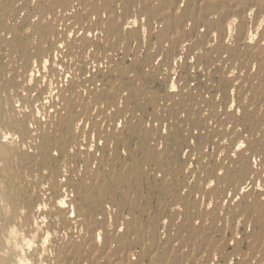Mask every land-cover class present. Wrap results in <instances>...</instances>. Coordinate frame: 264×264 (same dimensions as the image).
<instances>
[{
	"label": "rangeland",
	"instance_id": "obj_1",
	"mask_svg": "<svg viewBox=\"0 0 264 264\" xmlns=\"http://www.w3.org/2000/svg\"><path fill=\"white\" fill-rule=\"evenodd\" d=\"M32 1L8 0L13 10L0 9V199L2 197L3 201L0 205L5 203L6 208L0 206V209L9 214L8 217L0 214V235L3 234L0 239L8 236L9 226L14 225L19 232L23 230L26 237L30 236L33 223L42 224L48 217L42 225L43 230L49 227L47 230L52 234V245L49 240L47 251L51 246L53 251H48L50 256L46 251L41 261L44 257L47 259V255L49 258L42 263L38 261L39 264L53 263V257L62 253L64 245L73 238L75 242H82L85 237L89 243L94 228L101 232L100 242L96 243L98 252L87 255L94 264L100 263L98 258L105 252L104 233H113L114 238L118 236L119 243L132 244L133 247H127L128 251L124 248L121 253H132L130 260L134 264L171 263L176 259L185 264H264V182L258 185L260 180H257L264 178V154H260L261 145L264 146V128H261L264 87L262 89L259 81H251L253 77H264V66L259 59L250 55L240 67L228 61L225 54L200 60L197 58L199 48L192 46L191 49L182 38L177 45L162 43L159 32L163 28L155 24L159 23L155 19L163 10L158 5L148 6L149 2L143 0H126L128 4L122 5L123 9L117 5L116 19L109 30L107 25L95 31L84 25L58 22L52 27L55 35L52 32L36 34L34 28L43 13L34 9L36 4ZM232 7L219 18L239 14ZM59 12L61 10L56 8L44 13L45 22L59 17ZM106 13L91 15V23H107L110 14ZM248 19L254 33L251 42L256 43L264 36V4ZM119 24L124 28L123 34L116 32ZM186 24L185 36H191L192 23ZM233 31L232 37L236 35V30ZM86 33L91 43L81 40ZM58 40H64L62 45H66L62 46V51L54 50L53 43ZM185 41L186 46L181 45ZM199 43L201 40L193 45ZM46 60L47 70L46 66L43 70L47 71L46 77L49 76L45 79L41 65ZM32 69L36 70L34 73L39 71V76L37 74L35 80L26 79ZM240 72H244L243 75ZM231 74L240 76L239 86L224 80ZM37 80H41L39 86ZM246 83L247 90L242 88ZM32 114L43 121L40 128L30 119ZM255 126L258 128L253 130L251 127ZM4 133L14 135L12 142L3 138ZM114 137L121 140L114 141ZM240 155L245 157L250 170L260 172L261 176L243 177L242 166H237ZM218 164L226 170H218ZM101 175L103 177H99ZM73 182L88 183L85 193L95 199L93 203L88 201L84 206V193ZM56 184L60 190L54 187ZM206 187L212 197L203 192ZM218 189L220 193L213 194ZM65 196L71 202L76 201L75 211L72 210L75 219L81 224L83 218L86 223L95 222L90 227L93 230L85 225L80 232L82 227L64 222L65 216L54 203ZM36 213L42 214L41 217L37 218ZM70 215L73 214L68 217ZM21 219L22 226L26 224L23 229ZM131 225L148 232L150 226H155L157 234L139 235L140 239L130 230ZM52 230L59 233L57 239L60 240ZM77 231L82 237L79 238ZM61 239L66 243H61ZM2 241L1 251H7ZM113 245L112 252L121 254L117 243ZM145 246L157 248L147 253ZM31 250L30 254L26 251V258L35 264L39 255L34 248ZM150 252L159 258L151 260ZM68 261L66 258L62 264Z\"/></svg>",
	"mask_w": 264,
	"mask_h": 264
},
{
	"label": "bare ground",
	"instance_id": "obj_2",
	"mask_svg": "<svg viewBox=\"0 0 264 264\" xmlns=\"http://www.w3.org/2000/svg\"><path fill=\"white\" fill-rule=\"evenodd\" d=\"M23 1V0H22ZM27 1V0H26ZM30 1V0H29ZM145 3L146 2H149V5L148 6H150L151 4H153V5H158L159 6V9H162L163 11L159 14V17L157 18V20L155 19V22L156 21H158L159 23L157 24V23H155L156 25H159V24H161L162 25V27H161V31L159 32V33H161V37H162V43L163 42H168L169 44H180V39L182 38V40H187L188 41V45H190V47H191V49H192V46L193 47H195V48H199V50H198V54H200L199 55V57H197V58H199L200 60L203 58V57H214L215 55H218V54H225L226 56H227V59H228V61H230V62H232V64H235V65H239L240 67H242L245 63L243 62V60L244 61H246L247 60V58H248V56H253V57H255L256 59L258 58L259 59V61H260V65H262V66H264V36H263V38L262 39H260L259 41H257L256 43H255V41H254V43L253 42H251V40L254 38V33H253V31L251 30L252 28H250V26H248V23H250V22H248V18H249V16H251L250 15V13H254V10H256V8H259L260 7V5H263L264 4V0H245L246 2L244 3V2H240V0H143ZM7 2H8V0H0V9L2 8V9H9V10H13V6L11 7L10 5L8 6V4H7ZM31 3H35L36 4V7L34 8V9H36V10H38L40 13L42 12L43 14L44 13H46L47 11L49 12V10L50 11H53L54 9H56V8H59L60 10H61V12H59V14H61L59 17H56L55 19H53L52 18V20L50 21L49 20V22L47 23V22H45L46 21V16L45 15H43L42 13V15H41V18L39 19V21L36 23V25H35V28H34V32H36V34L37 33H40V34H42V33H53L54 35H55V33H56V30L54 29H52V27H53V25H54V23H66V22H71L73 25H75V24H79V25H84L85 26V28H86V26L90 29V30H95V31H99V30H102L103 29V26L104 25H107L108 26V30H109V28H110V25L112 24V22H114L115 21V19H116V17H115V8H117L118 6L117 5H120L121 7H122V9H123V6L122 5H127L128 3L126 2V0H33ZM16 4H17V1H16ZM20 4H22V3H20ZM29 4V3H28ZM141 4H142V2H141ZM33 6H34V4H32ZM145 5H147V4H145ZM233 5V11H238L239 12V14H237V15H231V16H227V17H223V18H219V16L220 15H224V13H225V11H226V9H230L231 8V6ZM117 6V7H116ZM119 6V7H120ZM132 6H135L134 4L132 5ZM31 7V6H30ZM16 8V7H15ZM29 8V7H28ZM75 8H77V10H76V12H74L73 11V9H75ZM8 10V11H9ZM19 10H20V8H19ZM117 10V9H116ZM144 10V9H143ZM24 11V10H23ZM33 11V10H32ZM38 11H36V13H38ZM71 11H73V14L71 13ZM82 11V14L80 13ZM84 11V12H83ZM103 11H105V13H106V11L110 14V16L108 17V22L106 23V22H104V21H100V22H97V23H95V24H92L91 23V17H93V16H91V15H95V14H97V15H99L101 12L103 13ZM120 11V10H119ZM145 11V10H144ZM35 11H33V13H34ZM12 13V12H11ZM23 13V12H22ZM24 13H27V11L25 12L24 11ZM32 13V14H33ZM52 13V12H51ZM141 13V12H140ZM8 14V13H7ZM6 14V15H7ZM10 14V13H9ZM8 14V15H9ZM107 14V13H106ZM117 14V13H116ZM11 15H13V14H11ZM20 14L18 13V16H19ZM56 15H57V13H56ZM262 15V14H261ZM91 16V17H90ZM117 16V15H116ZM139 16V15H138ZM146 16V15H145ZM143 17L144 19L146 18V17ZM178 16H180V17H178ZM258 15L256 14V17H257ZM259 16H260V14H259ZM5 17H7V16H5ZM33 17V16H32ZM34 17H36V19H37V16H34ZM33 17V18H34ZM139 17H141V16H139ZM26 18V17H25ZM39 18V17H38ZM48 18H51V16L50 17H48ZM118 18V17H117ZM142 18V19H143ZM36 19H34V20H36ZM259 19V18H258ZM261 19V18H260ZM32 20V19H31ZM33 20V21H34ZM253 20V19H252ZM258 21V20H257ZM8 22V21H7ZM6 22V23H7ZM136 22H138V21H136ZM188 22H191L192 23V31H193V33H192V35L191 36H185V27H186V25H188V24H186V23H188ZM252 22V21H251ZM32 23V22H31ZM71 23H68V25L70 24L71 25ZM253 23V22H252ZM261 25V22L259 23L258 22V25ZM32 25V24H31ZM59 25V24H58ZM62 25V24H61ZM61 25H59V26H61ZM65 25H67V24H65ZM154 25V24H153ZM257 24H256V27L258 26ZM119 27H117V33H120V34H123L124 33V28L119 24L118 25ZM66 27H68V26H66ZM70 27V26H69ZM189 27V26H188ZM255 27V28H256ZM73 28V27H72ZM71 28V29H72ZM84 28V29H85ZM184 28V29H183ZM201 28V29H200ZM68 29H70V28H68ZM74 29V28H73ZM73 29H72V31H73ZM82 29V28H81ZM152 29V28H151ZM158 29V28H157ZM233 29H235L236 30V35L234 36V37H232V35H233ZM32 30V29H31ZM60 30V29H59ZM64 30V29H63ZM67 30V29H66ZM255 30H258V29H255ZM33 31V30H32ZM76 31V30H75ZM66 32V31H65ZM92 32V31H91ZM90 32V33H91ZM110 32H112V31H109V33ZM30 33V32H29ZM61 33V32H60ZM73 33H74V31H73ZM77 33V32H76ZM75 33V34H76ZM82 33V32H81ZM80 32H78V34H81ZM4 34V32L2 33V35ZM34 34V33H33ZM64 33H62V35H63ZM68 34V33H67ZM255 34H256V32H255ZM257 34H258V31H257ZM61 35V34H60ZM65 35V34H64ZM88 34L86 33V35H84L83 37H82V41L83 42H86V43H91V41H90V39H89V37L87 36ZM110 35H112V33H110ZM53 36V35H52ZM80 36V35H79ZM90 36V35H89ZM61 37V36H60ZM68 37H69V35H68ZM73 37V36H72ZM256 37V36H255ZM59 38V37H58ZM69 38H71V37H69ZM75 38V37H74ZM81 38V37H80ZM50 39H53V41H54V38H51L50 37ZM60 39V38H59ZM68 39V38H67ZM229 39L231 40V42H230V44H229ZM257 39V38H256ZM7 40V39H6ZM80 40V39H79ZM199 40H201V43H199V44H196L195 46L193 45V43L194 42H197V41H199ZM46 41V40H45ZM64 41V40H63ZM62 41V42H63ZM71 41V40H70ZM75 41V40H74ZM47 42H49L48 40H47ZM60 40H58V41H56L55 43H53L54 44V47H55V49L54 50H58V49H61V48H63L62 46H66V45H62L63 43H62ZM15 43V42H14ZM51 43H52V40H51ZM71 43H73V41L71 42ZM81 43V42H80ZM41 45H42V43H40ZM44 44H45V42H44ZM65 44V43H64ZM181 45H184V46H186V41H185V44H182L181 43ZM73 47H75V46H73ZM177 47V46H176ZM13 48V47H12ZM39 48L41 49V46H39ZM67 48H68V46H67ZM179 48V47H178ZM180 49V48H179ZM184 49V48H183ZM194 49V48H193ZM65 50V49H64ZM63 50V51H64ZM187 50H188V48H187ZM60 51H62V49L60 50ZM66 51V50H65ZM57 52V51H56ZM59 53V52H58ZM71 53V52H70ZM180 53V52H179ZM195 53V52H194ZM23 54H25L24 52H23ZM64 54V53H63ZM187 54H188V52H187ZM186 54V55H187ZM196 54V53H195ZM194 54V55H195ZM176 55V54H175ZM193 55V54H192ZM191 55V56H192ZM226 56H225V58H226ZM175 57V56H174ZM173 57V58H174ZM179 57H180V55H179ZM187 57V56H186ZM196 57V56H195ZM223 57V56H222ZM44 58V57H43ZM172 58V57H171ZM188 58V57H187ZM191 58H193V57H191ZM221 58V57H220ZM29 60H30V58H28ZM190 59V58H189ZM49 60V59H48ZM48 60H46V61H44L43 63H42V65H41V68H42V70H43V68L48 64ZM176 60V59H175ZM222 61V60H221ZM227 61V60H226ZM253 61H254V59H253ZM257 62V61H256ZM54 63H56L55 61H54ZM198 63H200V62H198ZM222 63V62H221ZM225 63V62H224ZM250 63H251V61H250ZM258 63V62H257ZM217 64H218V62H217ZM227 64V63H226ZM226 64H224V65H226ZM253 64V63H252ZM251 64V65H252ZM54 65V64H53ZM57 65V64H56ZM200 65V64H199ZM219 65V64H218ZM250 65V66H251ZM254 65V64H253ZM55 66V65H54ZM217 66V65H216ZM239 66H237V67H239ZM201 66H198V68H200ZM214 67V66H213ZM220 67V66H219ZM226 67V66H225ZM228 67V66H227ZM246 67H248V66H246ZM246 67H244V68H246ZM252 67V66H251ZM254 67V66H253ZM256 67V66H255ZM260 67V66H259ZM47 68V66L45 67V69ZM56 68V67H55ZM192 68V67H191ZM195 68V67H194ZM193 68V69H194ZM261 68V67H260ZM264 68V67H263ZM44 69V70H45ZM212 69H214V68H212ZM234 69V68H233ZM237 69V68H236ZM249 69V68H248ZM251 69H255V68H251ZM35 69H32L31 70V72H28L27 73V78L26 79H34L35 77H36V75L38 74V72L39 71H37V73L35 72H33ZM42 71V72H44L45 74H42V75H45V76H43L44 78L46 77V72L47 71ZM47 70V69H46ZM240 69H238V71H239ZM36 71V70H35ZM230 71H232V70H230ZM241 71V70H240ZM243 71H245V70H243ZM256 71V70H255ZM259 71V70H258ZM262 71V70H261ZM41 72V71H40ZM208 72V71H207ZM236 72V71H235ZM251 72H253V71H251ZM250 72V73H251ZM230 73V72H229ZM244 73V72H243ZM243 73L241 74V72H240V74L241 75H243ZM255 73V72H254ZM24 74H26V73H23L22 75H24ZM49 73H47V75H48ZM234 74V73H233ZM252 74V73H251ZM264 74V73H263ZM229 75V74H228ZM236 75V74H235ZM232 76V74H231V76L232 77H234V78H232L231 76L230 77H224V80L227 82V83H229V84H231V83H233V82H236V84H238V83H240L239 81H241L239 78H240V76L239 77H237V76ZM261 75V74H260ZM38 76H39V74H38ZM37 76V77H38ZM49 76V75H48ZM47 76V77H48ZM254 76H255V74H254ZM263 75H261L260 77H253L252 78V80L251 81H254L253 83H255V82H260V84L262 83V89H263V87H264V77H262ZM46 77V78H47ZM248 77V76H247ZM251 77V76H250ZM45 78V79H46ZM218 78V77H217ZM42 79V78H41ZM31 80H29V83L31 82L32 84H33V82L31 81ZM35 80V79H34ZM41 81V80H40ZM40 81H36V83L38 84V86L40 85L39 83H40ZM42 81L44 82V79H42ZM46 81V80H45ZM28 82V81H27ZM45 83V82H44ZM50 83V82H49ZM43 84V83H42ZM46 84V83H45ZM48 84V83H47ZM51 85H52V83H50ZM235 84V83H234ZM24 85V84H23ZM29 85V84H28ZM31 85V84H30ZM36 85V84H35ZM50 85V86H51ZM253 85V84H252ZM252 85H251V87H252ZM25 86V85H24ZM32 86V85H31ZM50 86H48L49 88H50ZM238 86H239V84H238ZM258 86V85H257ZM35 88L37 87V86H34ZM41 87H42V85H41ZM41 87H40V89H41ZM249 88V85H248V83H246V84H244L243 86H242V88ZM26 88V87H25ZM55 88V87H54ZM245 88V90H247ZM255 88V87H254ZM259 88H261V87H259ZM240 89H241V87H240ZM34 90V89H33ZM37 90H39V88H37ZM244 90V91H245ZM250 90H252V88L250 89ZM254 90V89H253ZM258 90H260V89H258ZM257 90V91H258ZM237 92V91H236ZM249 92V91H248ZM251 92V91H250ZM249 92V93H250ZM245 93V92H244ZM49 95H50V93H48ZM49 95H48V98H49ZM257 95H259V94H257ZM251 96V95H250ZM47 97V96H46ZM45 97V98H46ZM53 97V96H52ZM264 97V96H263ZM263 97H262V99H263ZM50 98H51V96H50ZM49 98V99H50ZM255 98V97H254ZM248 99V98H247ZM254 100V99H253ZM259 100V99H258ZM45 101V100H44ZM239 101V100H238ZM242 101H243V99H242ZM263 101V100H262ZM47 103V102H46ZM45 103V104H46ZM233 104V103H232ZM252 104H253V102H252ZM43 105V104H42ZM256 105V104H255ZM264 105V104H263ZM233 106H235V104L233 105ZM238 106V105H237ZM257 106V105H256ZM236 107V106H235ZM260 107V106H259ZM227 108H229V107H227ZM230 108H232L231 107V105H230ZM238 108V107H237ZM262 107H260V109H261ZM233 109H234V107H233ZM249 109V108H248ZM247 109V111H249ZM252 109V108H251ZM230 110V109H229ZM229 110H228V112H229ZM253 110V109H252ZM226 111V110H225ZM231 111V110H230ZM235 111V110H234ZM238 111V110H237ZM236 111V112H237ZM232 112V111H231ZM231 112H229V113H231ZM239 112V111H238ZM261 112V111H260ZM259 112V113H260ZM34 114V113H33ZM32 114V115H33ZM235 114L236 113H234V117H235ZM238 114V113H237ZM245 114V113H244ZM227 115H228V113H227ZM240 115V114H239ZM231 116H233V115H231ZM263 116V115H262ZM246 117V116H245ZM255 117H257V116H255ZM50 118V117H49ZM52 118V117H51ZM233 118V117H232ZM35 124H37V125H39L40 123L42 124V119H41V121L42 122H40V119H39V117L37 116V115H33V117L32 118H30ZM51 120V119H50ZM53 120V119H52ZM225 120V119H224ZM246 120V119H245ZM254 120V119H253ZM28 121V120H27ZM222 121V120H221ZM257 121V120H256ZM33 122H31V123H33ZM52 122V121H51ZM261 128L263 127L264 128V118L262 117V119H261ZM220 123V122H219ZM233 123H235V122H233ZM256 123V122H255ZM34 124V125H35ZM248 124V123H247ZM18 125V124H17ZM49 125V124H48ZM236 126V125H235ZM45 127V126H44ZM43 127V128H44ZM228 127V126H227ZM39 128H40V125H39ZM230 128V127H229ZM252 129L254 128H258L257 126H255V127H251ZM261 128H260V130H261ZM219 129V128H218ZM221 129V128H220ZM253 129V130H254ZM235 130H237L236 129V127H235ZM218 132V131H217ZM225 132H226V130H225ZM253 132V131H252ZM115 133V132H114ZM235 133V132H234ZM255 133V132H254ZM258 133H260V132H258ZM3 135V134H2ZM111 135V134H110ZM259 135V134H258ZM11 136H14V135H8V134H5L4 133V136H3V138L5 139V140H9V141H11V140H13L14 138L13 137H11ZM115 136V135H114ZM240 136V135H239ZM256 136V135H255ZM260 136V135H259ZM234 137V136H233ZM256 138V137H255ZM259 138V137H258ZM112 140H114V141H120L121 140V138H117V137H114ZM219 140V139H218ZM217 140V141H218ZM227 140V139H226ZM262 140H263V142H264V133H263V136H262ZM261 140V141H262ZM216 141V142H217ZM5 142V141H4ZM12 142V141H11ZM10 142V143H11ZM224 142H225V139H224ZM243 142V141H242ZM242 142H240V145L242 144ZM8 143V142H7ZM14 143V142H13ZM229 143V142H228ZM238 143V142H237ZM221 144H222V142H221ZM224 144V143H223ZM223 144H222V146H223ZM236 144V143H235ZM239 145V144H238ZM229 147V146H228ZM227 147V148H228ZM235 147H236V145H235ZM243 148H244V145L242 146ZM249 147V146H248ZM261 147H262V150H261V155L262 154H264V146L263 145H261ZM238 148V147H237ZM242 148V149H243ZM223 149V148H222ZM238 149H240V146H239V148ZM237 149V150H238ZM223 150H221V152H222ZM235 151V150H234ZM241 151V150H240ZM2 152H4V151H2ZM7 152V151H6ZM237 152V151H236ZM1 153V152H0ZM247 153V152H246ZM245 153V154H246ZM257 153V152H256ZM5 154V153H4ZM4 154H3V156H4ZM237 154V153H236ZM242 154V153H241ZM7 155V154H6ZM225 155V154H224ZM234 156V155H233ZM232 156V157H233ZM253 156V155H252ZM230 157V156H229ZM234 157H236V156H234ZM238 157V156H237ZM244 156H242V155H240V163H239V165H237V166H242V169H243V177H246V176H251L252 174H254L255 176L256 175H258L259 176V174H260V172L258 173V172H255V171H251L250 170V166H249V164L247 163V162H245V160H244ZM255 158V157H254ZM237 159V158H236ZM248 159V158H247ZM263 159H264V157H263ZM257 160V159H256ZM257 161H259V160H257ZM243 162H245V164L243 163ZM219 165V164H218ZM258 165V164H257ZM263 165V164H262ZM264 167V166H263ZM220 168L221 169H225L226 170V168H224L223 167V165H219V167H218V170H220ZM245 168H246V170H245ZM258 168H259V165H258ZM102 169V168H101ZM229 169V168H228ZM99 170V169H98ZM217 170V171H218ZM260 171V170H259ZM104 172H105V170H104ZM227 172V171H226ZM99 173V172H98ZM90 174V173H89ZM100 174V173H99ZM218 174V173H217ZM219 175H220V172H219ZM254 175H252V176H254ZM218 176V175H217ZM260 176H261V174H260ZM99 177H103L102 175L101 176H99ZM98 177V178H99ZM97 178V177H96ZM217 178V180H218V182H219V180H220V176H218V177H216ZM256 178V177H255ZM251 179V178H250ZM258 181H259V183H258V185L260 184V183H262V182H264V178H260V179H257ZM257 183V182H256ZM73 184L74 185H76L78 188H81L82 189V192L84 193V195H82V200L84 201V206H85V203L86 202H88V201H91V203H93V201L95 200L94 198H91V197H88V195H86L87 193H85L87 190V188H88V183H80V182H77V183H75V182H73ZM254 184V183H253ZM57 185V186H56ZM56 185H54V187L55 188H58V190H60V186H59V184H56ZM241 185V184H240ZM243 185V184H242ZM247 185V184H246ZM257 185V184H256ZM249 186H251V184L249 183ZM92 187V186H91ZM220 187V186H219ZM243 187H246V186H243ZM248 187V186H247ZM255 187V186H254ZM261 187V186H260ZM262 187H264V186H262ZM242 188V187H241ZM250 189V188H249ZM248 189V190H249ZM255 189V188H254ZM257 189H260V188H257ZM256 189V190H257ZM241 190V189H240ZM239 190V191H240ZM244 190V188L242 189V191ZM264 190V189H263ZM216 191V190H215ZM246 191V190H245ZM261 191V190H260ZM205 194H209V195H211V197H212V192L210 191V190H208V187H206L205 189H204V191H203ZM244 192V191H243ZM256 192V191H255ZM220 193V191H219V189L215 192V193H213V194H219ZM222 193H223V191H222ZM240 193H241V191H240ZM89 194H90V192H89ZM224 195V194H223ZM2 196V195H1ZM203 196V195H202ZM229 196V195H228ZM204 197V196H203ZM210 197V198H211ZM230 197V196H229ZM228 198V197H227ZM1 199H2V197H1ZM0 199V202H3L2 200ZM3 199H5V196H4V198ZM262 199V198H261ZM72 200V199H71ZM205 200V199H204ZM236 200V199H235ZM262 200H264V199H262ZM6 201V203H7V200H5ZM73 201H75V200H73ZM178 201V200H177ZM260 201V200H259ZM76 202V201H75ZM75 202H71L69 199L67 200V198H66V196L65 197H61V198H57V200L55 201V203H54V206H55V208H58V211H59V213H61L63 216H65V221L64 222H66V224H68V225H78L79 227H82L81 228V230H80V232H82V230H83V227H85V225H86V227H88V228H90L92 225L91 224H94L95 222H93L92 221V223L91 222H88V223H86V219L84 220V218H83V223L81 224L80 222H78L79 220L76 218L75 219V217L76 216H74L75 214L72 212V210H74L75 211V208L73 207L74 205H76V203ZM220 202V201H219ZM75 203V204H74ZM177 203V202H176ZM236 203V202H235ZM4 204L5 203H1V208H4ZM3 205V206H2ZM88 205V204H87ZM175 206H177V205H175ZM175 206H173V207H175ZM6 207V206H5ZM172 207V208H173ZM8 208V207H7ZM4 209H6V208H4ZM9 209V208H8ZM174 209V208H173ZM176 209V208H175ZM1 210V212H0V214L2 213V215H9L8 213H6L5 214V212H3L4 210H2V209H0ZM78 210H79V208H78ZM81 210V209H80ZM237 210V209H236ZM15 211V210H14ZM14 211H13V213H14ZM82 211V210H81ZM21 211H18L17 212V214H19ZM38 212V211H37ZM172 212V211H171ZM4 213V214H3ZM22 213V212H21ZM70 213H72L73 215H70L69 217H68V215L70 214ZM174 213V212H173ZM12 214V213H11ZM10 214V215H11ZM15 214V213H14ZM37 215H38V213H36ZM230 214V213H229ZM20 215V214H19ZM40 215H42V214H39L38 216H37V218H39V217H41ZM82 215V214H81ZM81 215L79 216V217H81ZM13 216V218L14 219H16L17 218V216L16 217H14L15 215H12ZM11 216V217H12ZM20 216H22V215H20ZM44 216V215H43ZM78 216V215H77ZM6 217H8V216H6ZM6 217H3L4 218V220L6 219ZM18 218H19V216H18ZM21 218V217H20ZM22 218H23V216H22ZM36 218V219H37ZM48 218V217H47ZM46 218V219H47ZM50 218V217H49ZM55 218V217H54ZM59 218V217H58ZM58 218H57V220H58ZM12 219V218H11ZM44 219V218H43ZM46 219H45V222H46ZM63 219V220H64ZM79 219H81V218H79ZM95 219V218H94ZM9 220H10V218H9ZM18 220V219H17ZM24 220V219H23ZM52 220V219H51ZM50 220V221H51ZM56 220V219H55ZM90 220V219H89ZM158 220V219H157ZM161 220V219H160ZM7 222H8V220H6ZM12 221V220H11ZM28 221V220H27ZM53 221V220H52ZM59 221V220H58ZM95 221V220H94ZM22 222V219H21V221H20V223ZM26 222V221H25ZM44 222V223H45ZM47 222H48V220H47ZM54 222V221H53ZM9 223V225H11L10 224V221L8 222ZM13 223V222H12ZM44 223H42L43 225H44ZM157 223H158V221H157ZM19 224V223H18ZM24 224V223H23ZM30 224H32V223H30ZM41 223H37V222H35V223H33V227H32V229L30 228V230H31V232H30V236H25V233H23V230H21L20 228H18V229H20L21 231H22V233H20L19 232V230H17V228L15 227L16 225H14V227L12 226V228H10V226H9V231H7V232H9V233H7L8 234V236H4V239H2L3 238V236H2V238L0 239V240H3L2 241V244H4L3 245V247L5 246V248H6V250L7 251H5L4 250V248H3V252L1 251V248H0V264H33L32 262H30L29 260H28V258H26L27 256L26 255H28L27 253H26V251L27 250H29L27 247H25V242L26 241H31L32 242V244L34 245V251H35V254L36 253H38V255H39V257H37L38 258V260L36 259L35 261L37 262H35V264H39L38 263V261H41L42 259H43V255H44V253L47 251V248H49V246L47 247V245L48 244H43V242L45 241V240H50V243H51V245H52V238L53 237H51L52 236V234L50 235L49 234V230H47V229H49V227L47 228V229H44L43 230V228H44V226L42 225ZM50 224V223H49ZM60 223H58V225H59ZM26 225V224H25ZM25 225H23V226H25ZM58 225L56 224L55 225V227L57 226L58 227ZM61 225V224H60ZM67 225V226H68ZM159 225H160V223H159ZM18 226V225H17ZM21 226H22V223H21ZM20 225H19V227H21ZM23 226L21 227L22 229H23ZM28 226H29V223H28ZM27 226V227H28ZM46 226V225H45ZM51 226V225H50ZM64 226V225H63ZM66 226V227H67ZM158 226V225H157ZM25 228V229H29V228ZM30 227H31V225H30ZM53 227V226H52ZM72 227V226H71ZM46 228V227H45ZM60 228H62V227H60ZM64 228V227H63ZM78 228V227H77ZM130 228V230L131 231H133L134 233V235H137L138 237H139V235L140 236H142V235H144V234H147V235H150V234H152L153 236H156V234H157V231H156V229L155 228H157V227H155V226H150V228H149V232H148V230L146 229V230H144V231H142V230H138L136 227H132V225H131V227H129ZM69 229V228H68ZM85 229H87V228H84V230ZM92 228H90L89 230H91ZM58 230H60V229H58ZM74 230V229H73ZM78 230H79V228H78ZM93 230V229H92ZM97 229H95L94 228V230L92 231V233H91V239H89L90 241H89V243H87L85 240H87L85 237H84V239L82 240V242H79V241H77V242H75V240H74V238L71 240V241H69L70 243L69 244H65L66 242L64 241V240H62L61 239V243H63V244H65L64 245V247H63V252L61 253L60 251H62V250H60L59 252V254L57 255L56 254V256L55 257H53V259H54V264H62V262H64L65 260H66V258H69V261L66 263V264H87V263H90V264H94L95 262H90L89 261V259H87V255H88V253H92V254H96L98 251H97V249H98V245L96 244L99 240H100V233L98 232V231H96ZM0 231L2 232V228L0 229ZM26 231V230H25ZM50 231H51V229H50ZM52 231H54V230H52ZM26 232H28V230L26 231ZM55 232V234H56V231H54ZM53 232V233H54ZM64 232V231H63ZM67 232H69V230L67 231ZM72 231L70 230V234H72L71 233ZM75 232H76V230H75ZM74 232V233H75ZM117 232V231H116ZM68 233V234H69ZM184 233V232H183ZM183 233H182V236H183ZM6 234V235H7ZM57 234H59L58 232H57ZM56 234V239L59 237L58 235ZM61 234V233H60ZM63 234V233H62ZM77 234H78V231H77ZM81 234V233H80ZM80 234H78L79 235V238L80 237H82V236H80ZM83 236H85V234L86 233H84L83 232ZM113 234V233H112ZM112 234H110V233H104L103 234V241H104V249H105V252L103 253V254H101L100 255V257L98 258V260H100V263L102 262V261H104L106 264H134V263H132V261L130 260V256H132V253H130V252H127L128 251V248L127 247H129L130 248V246H132V244L129 242V241H126V242H123V243H119V241H118V239H116V237H118V236H115V238L112 236ZM1 235H3L2 233H1ZM1 235H0V237H1ZM27 235H29L28 233H27ZM54 235V234H53ZM66 236V235H65ZM64 236V237H65ZM73 236H74V234H73ZM77 236V235H76ZM101 236H102V234H101ZM129 236V235H128ZM6 237V238H5ZM63 236H62V238H64ZM72 237V236H71ZM78 237V236H77ZM87 237H89V236H87ZM124 237V236H123ZM126 237V236H125ZM134 237V236H133ZM51 238V239H50ZM69 238V237H68ZM78 238V239H79ZM140 239H142L141 237H139ZM181 238V237H180ZM179 238V239H180ZM183 238V237H182ZM186 238V237H185ZM55 239V240H56ZM65 239V238H64ZM75 239H77V238H75ZM118 241V242H116V240ZM120 240H122L121 238H119ZM134 239V238H133ZM57 240H60V239H57ZM56 240V242H59V241H57ZM70 240V239H69ZM124 240H126V238L124 239ZM185 240V239H184ZM140 241V240H139ZM141 241H143V240H141ZM55 242V243H56ZM100 242V241H99ZM180 242V241H179ZM49 243V242H48ZM113 243H117V248H118V250L120 249V253H121V250L122 251H124V248H126L127 249V251H126V249H125V251L128 253V254H125V252L123 253H121V254H119V252H112V250L114 249V245H113ZM144 243V242H143ZM181 243H182V241H181ZM0 244H1V242H0ZM54 244V243H53ZM99 244V243H98ZM166 244V243H165ZM62 245V244H61ZM141 245H142V243H141ZM145 245V244H144ZM219 246V245H218ZM221 246V245H220ZM227 246V245H226ZM54 247L55 248H59V247H62V246H59V247H57L56 245H54ZM53 247V248H54ZM133 247V246H132ZM152 247V248H151ZM185 247V246H184ZM52 248V246L50 247V249ZM116 248V249H117ZM144 248H146V250H144V251H147V253L149 252V251H153L154 249H156V248H154L153 246H150V247H144ZM154 248V249H153ZM162 248V247H161ZM218 248H220V247H218ZM50 249H48V251L50 250ZM60 249V248H59ZM132 249V248H131ZM148 249V250H147ZM167 249V248H166ZM33 250V249H32ZM31 250V251H32ZM106 250H108L107 252H106ZM117 250V251H118ZM143 250V249H142ZM222 250V249H221ZM220 250V251H221ZM262 250V249H261ZM47 251V253H48V255L49 254H51L50 252H48ZM51 251H53L52 249H51ZM57 251V250H56ZM139 251V250H138ZM133 252H135V251H133ZM137 252V251H136ZM151 252L149 253V254H151ZM53 253H55V252H53ZM153 253V252H152ZM157 253V252H156ZM192 253H194V251L192 252ZM223 253V252H222ZM29 254H30V250H29ZM31 254H32V252H31ZM34 254V253H33ZM34 254V255H35ZM195 254H196V252H195ZM195 254H194V256H195ZM48 255H47V259L49 258L48 257ZM53 255V254H52ZM51 255V256H52ZM98 255V254H97ZM96 255V256H97ZM134 255V254H133ZM136 255V254H135ZM143 255V254H142ZM152 255V254H151ZM202 255V254H201ZM33 256V255H32ZM36 256V255H35ZM50 256V255H49ZM89 256H91V254L89 255ZM193 256V255H192ZM192 256H190V257H192ZM28 257H30V256H28ZM197 257V256H196ZM31 258V257H30ZM45 258V260L44 261H46L47 259H46V257H44ZM52 258V257H51ZM159 258V256L158 255H152V257H150V259L151 260H157ZM32 260V259H31ZM50 260V259H49ZM163 260V259H162ZM44 261H41V263L42 262H44ZM134 261V260H133ZM140 261V260H139ZM160 262H161V260H159ZM164 261V260H163ZM48 262V261H47ZM52 262V261H51ZM135 262V261H134ZM53 263H51V264H53ZM100 263H98V264H100ZM136 263H138V262H136ZM157 263V262H156ZM155 263V264H156ZM193 263V262H192ZM191 263V264H192ZM44 264V263H43ZM49 264V263H48ZM101 264H103V262L101 263ZM143 264H145V263H143ZM157 264H185L183 261H181V260H174V261H172L171 263H166V262H164V263H157ZM194 264V263H193Z\"/></svg>",
	"mask_w": 264,
	"mask_h": 264
},
{
	"label": "clouds",
	"instance_id": "obj_3",
	"mask_svg": "<svg viewBox=\"0 0 264 264\" xmlns=\"http://www.w3.org/2000/svg\"><path fill=\"white\" fill-rule=\"evenodd\" d=\"M250 15H251V13H250ZM48 242H49V240H45L44 242H43V244H48ZM25 247H27L29 250H31V249H33V247H34V245L32 244V242L31 241H26L25 242Z\"/></svg>",
	"mask_w": 264,
	"mask_h": 264
}]
</instances>
